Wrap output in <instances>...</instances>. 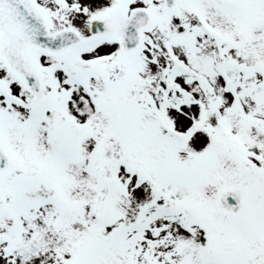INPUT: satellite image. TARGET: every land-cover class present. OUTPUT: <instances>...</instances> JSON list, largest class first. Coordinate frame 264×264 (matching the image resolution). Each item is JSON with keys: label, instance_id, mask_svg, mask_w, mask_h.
<instances>
[{"label": "snow or ice", "instance_id": "1", "mask_svg": "<svg viewBox=\"0 0 264 264\" xmlns=\"http://www.w3.org/2000/svg\"><path fill=\"white\" fill-rule=\"evenodd\" d=\"M0 264H264V0H0Z\"/></svg>", "mask_w": 264, "mask_h": 264}]
</instances>
